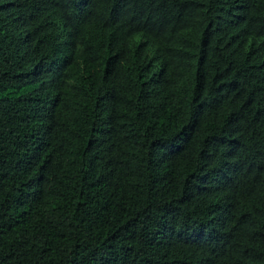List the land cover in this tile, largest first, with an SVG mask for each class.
<instances>
[{"label": "trees", "instance_id": "1", "mask_svg": "<svg viewBox=\"0 0 264 264\" xmlns=\"http://www.w3.org/2000/svg\"><path fill=\"white\" fill-rule=\"evenodd\" d=\"M0 264H264V0H0Z\"/></svg>", "mask_w": 264, "mask_h": 264}]
</instances>
